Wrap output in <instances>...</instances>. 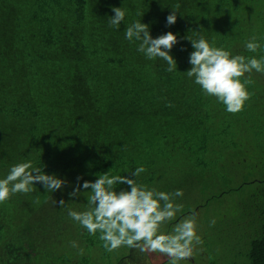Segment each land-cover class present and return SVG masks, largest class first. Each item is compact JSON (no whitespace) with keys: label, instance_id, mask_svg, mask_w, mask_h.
<instances>
[{"label":"trees","instance_id":"obj_1","mask_svg":"<svg viewBox=\"0 0 264 264\" xmlns=\"http://www.w3.org/2000/svg\"><path fill=\"white\" fill-rule=\"evenodd\" d=\"M113 7L127 10L119 28L108 24ZM136 19L153 38L177 35L169 53L176 72L125 39ZM196 32L234 55L259 58L264 48L251 53L244 45L253 35L264 45V0H0V178L31 160L66 181L53 193L37 182L34 192L0 203V264H94L91 250L106 259L129 250L105 251L67 212L85 209L84 181L109 170L130 176L141 165L139 182L183 190L180 215L239 198L238 258L264 264V74L251 73L250 100L228 113L183 74L194 51L186 37ZM78 176L82 194L70 198ZM60 199L64 208L53 203Z\"/></svg>","mask_w":264,"mask_h":264},{"label":"clouds","instance_id":"obj_2","mask_svg":"<svg viewBox=\"0 0 264 264\" xmlns=\"http://www.w3.org/2000/svg\"><path fill=\"white\" fill-rule=\"evenodd\" d=\"M179 4L174 5L166 18L167 25L176 22ZM114 16L108 20L109 27L119 28L125 20L127 10L124 7H113ZM144 12L137 10L136 15L142 17ZM125 39L138 42L137 51L148 60L157 58L167 64L166 71H177V62L170 51L178 43L177 35L171 31L153 38L149 25L136 19L127 25ZM197 38L186 37L191 42L192 51L189 55L190 69L183 73L198 85L205 96L215 97L217 102L225 106L228 113L236 114L243 110L245 103L250 100L252 93L248 86L253 84V71L264 74V55L246 57L234 55L223 46L217 47L215 40L209 42L203 35L196 32ZM260 38L253 35L246 41L244 47L248 52L257 53L264 48ZM249 74V75H245ZM144 166H138L129 171L130 176L97 174L95 181H84L83 189H90L86 207L82 211L68 208V217L76 222L91 236H98L105 251L112 253L121 248L135 250V257L147 259L150 256L166 258V264H181L194 258L198 246L203 244L198 234V213L193 210L190 214L177 220L183 212V205L177 203V198L183 197V190L172 192L158 190L139 182V177L145 173ZM134 177V178H130ZM77 184L68 195L70 198L80 196L81 185ZM41 183L46 192L62 189L66 181L55 174H45L43 168L35 167L31 160L13 164L8 174L0 178V203H4L17 193L29 194L35 191L34 184ZM126 184L130 190L117 191V185ZM39 203V198H36ZM60 208L65 207V201L53 200ZM176 221L170 231L164 225ZM215 219L210 226L215 225ZM70 247L78 250L80 255L84 249L77 241H71ZM126 264H134L127 261Z\"/></svg>","mask_w":264,"mask_h":264},{"label":"rangeland","instance_id":"obj_3","mask_svg":"<svg viewBox=\"0 0 264 264\" xmlns=\"http://www.w3.org/2000/svg\"><path fill=\"white\" fill-rule=\"evenodd\" d=\"M238 199L234 195H227L223 203L215 201L207 207L195 209L199 214L198 234L203 244L198 246L194 258L183 261L181 264H244L242 259L238 258L240 257L238 253L244 250V245L241 243L244 239L240 238L242 232L239 231L241 226H238V219H240L237 209ZM188 214L190 213L185 215ZM182 216L184 215H180L178 219ZM213 219L216 221L215 225L210 226V221ZM120 254L123 257L117 260ZM91 255L94 258L91 259L94 264H126L127 261H133L134 264H166V258L159 256H150L147 259L142 257L137 260L135 250H119L118 253H112L110 259H106L103 252L96 248L91 250Z\"/></svg>","mask_w":264,"mask_h":264}]
</instances>
